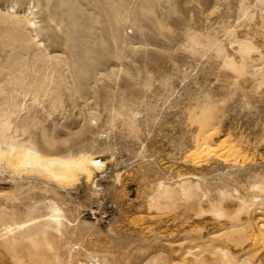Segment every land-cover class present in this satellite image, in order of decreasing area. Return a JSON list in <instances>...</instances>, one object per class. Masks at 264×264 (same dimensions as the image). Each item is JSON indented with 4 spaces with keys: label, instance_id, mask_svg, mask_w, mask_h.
I'll return each instance as SVG.
<instances>
[{
    "label": "rangeland",
    "instance_id": "obj_1",
    "mask_svg": "<svg viewBox=\"0 0 264 264\" xmlns=\"http://www.w3.org/2000/svg\"><path fill=\"white\" fill-rule=\"evenodd\" d=\"M238 40L258 47L244 73L227 64H245ZM23 61L24 89L11 73ZM33 63L46 82L31 83ZM263 81L264 0H0L7 135L105 163L66 187L0 164V213L45 214L0 230V264L14 262L6 241L45 227L56 207L53 264H193L212 239L264 264ZM208 106L216 149L197 150ZM225 142L238 156H222ZM183 183L199 185L191 199ZM164 186L172 198L155 196ZM227 229L247 240L227 241Z\"/></svg>",
    "mask_w": 264,
    "mask_h": 264
},
{
    "label": "bare ground",
    "instance_id": "obj_2",
    "mask_svg": "<svg viewBox=\"0 0 264 264\" xmlns=\"http://www.w3.org/2000/svg\"><path fill=\"white\" fill-rule=\"evenodd\" d=\"M27 20L32 22L29 17ZM240 43H241V48L239 51L242 53V59L243 61H245V64L243 62L244 65L241 63L243 66H237L240 64L235 65V62L231 60L228 61L227 64L233 66L234 70L237 69L238 71H240V73H244V71H247V66H249L247 65L246 61H248L252 57L250 55H252L254 51L258 49V47L253 42L248 41V40L246 41L243 40V42H240ZM221 52L223 51L221 50ZM25 65H27V62L25 61L16 63L14 65L15 67L12 69V72H11V73H15V72H18V70L21 71L20 72L21 74H17L15 78L22 79L23 81V85L21 86L22 89L25 88L26 82L29 83V81L26 80L25 75L22 74V72L24 71L23 66ZM32 67H33V72L30 74H32L33 78L32 80H30L32 81L31 83L39 84L40 82H46L48 80L49 75L46 74L45 76L44 73L42 74L37 63H33ZM12 78L8 81V83L10 82L11 85H15L14 83L15 81ZM4 95H5V92H4ZM201 118L203 121L200 124V127L203 132L200 134V136L197 137L196 149L211 151L214 148L216 149V144L214 143V140L212 139L211 134L208 133L210 132L209 130H211L213 126L212 124L214 121V110L208 106V108H206L202 112ZM9 128L10 126H9L8 120H5V118H2V115H0V164L3 167L10 168L19 174H31L35 177L47 178L48 180L58 184L59 186L66 187V186L74 185L75 183H77L80 179V175H83V174L87 177L88 180H91L93 178L94 171L100 170L104 167V164H105L104 162H102L101 160L95 159V156H93L90 153H85L84 151H83L84 153L81 152L76 155H73L74 154L73 153L72 155H66V156L43 153L41 152L42 148H40L41 150L40 151L39 148H37L34 144H32V142L30 143V141L29 143L28 142L22 143L18 141L15 137L8 136L7 132ZM231 145L229 143L226 144L225 146L223 145L224 152L222 156L227 159H230L229 157L233 156L235 153L238 152V150L236 149L237 150L236 152L234 147ZM69 153L70 152H68V154ZM231 153H234V154H231ZM197 186L183 183L180 187H178L179 188L178 190L180 191L181 195L184 196L186 199H191L193 195L195 196V190L197 189L196 188ZM164 188H165L164 190L163 188H159V190L162 189V191H160L158 196L155 195L158 199L172 198V196L177 191L176 188H172V187L166 188L164 186ZM225 192H223V195L225 194ZM177 195H179V193H177ZM256 197H259V196L256 195ZM156 201L157 200H155V202ZM52 202L56 204V202H54L53 200ZM199 210L202 212L201 208ZM214 210L212 209L210 211L213 212L215 215L221 216L225 214V213H222L224 210L221 211V210H218V208L216 211ZM44 215L45 214L35 216L32 214L27 217H23L19 214L11 212V214H7L6 215L7 217H5L0 213V226H3L2 229L0 230L6 231V233H10L16 229H22L27 223L37 220L38 217H41ZM64 225L65 223H64V220L62 219V214L59 213V209L56 207L53 210V212L50 214L49 219H48V224L45 227L23 233L20 239H17V237L13 236L9 240H7L5 245H6V248L11 258H13L14 260V262L12 263L13 264H53L52 261L50 262L48 259H46L47 252L49 251L48 252L49 255H50V252H53L54 254V251H56V249L58 248V246H56V241H55L56 239L54 240L53 238H58L59 236H62ZM2 231H1V235H4ZM234 231H235V227H234ZM234 231L228 230L224 232V235L226 236L227 241L229 242L232 241L235 244H238V243H242L245 240H247L245 238V240L243 241V237H239V236L237 238L234 237L233 235ZM223 236L221 237V239H223ZM219 240L220 239H217V240L212 239V242L202 244L203 247L202 249L200 248L201 251L198 252L199 254L196 253L199 256V258L197 257L195 263L193 264H257L255 263V261H253V258H255V253L253 252L254 250L252 252L249 251L248 253H246L245 258L242 256L241 257L235 256L232 254L231 250L229 249L228 243H226V241L224 240L222 241H219ZM204 252H207V254L209 255L206 254L205 256H200V254ZM185 253L186 252H184V254ZM33 254H36L38 258H34L35 256L33 257ZM210 254L214 255L215 258H212ZM5 257L8 258V255H5ZM79 262L80 261L77 262L71 259V260H68L64 264H78ZM84 263L85 262L83 260L81 261L80 264H84ZM149 264H158V263L156 261H152ZM176 264H189V263L185 261L182 263L176 262Z\"/></svg>",
    "mask_w": 264,
    "mask_h": 264
}]
</instances>
